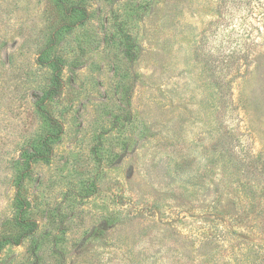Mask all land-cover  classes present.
I'll list each match as a JSON object with an SVG mask.
<instances>
[{
    "label": "rangeland",
    "instance_id": "374dc122",
    "mask_svg": "<svg viewBox=\"0 0 264 264\" xmlns=\"http://www.w3.org/2000/svg\"><path fill=\"white\" fill-rule=\"evenodd\" d=\"M0 264H264V0H0Z\"/></svg>",
    "mask_w": 264,
    "mask_h": 264
}]
</instances>
